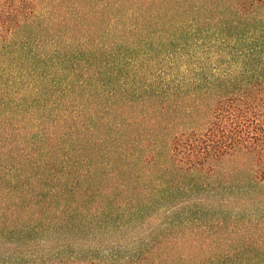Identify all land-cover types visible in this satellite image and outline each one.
I'll return each instance as SVG.
<instances>
[{
  "label": "trees",
  "instance_id": "1",
  "mask_svg": "<svg viewBox=\"0 0 264 264\" xmlns=\"http://www.w3.org/2000/svg\"><path fill=\"white\" fill-rule=\"evenodd\" d=\"M0 264H264V0H0Z\"/></svg>",
  "mask_w": 264,
  "mask_h": 264
},
{
  "label": "rangeland",
  "instance_id": "2",
  "mask_svg": "<svg viewBox=\"0 0 264 264\" xmlns=\"http://www.w3.org/2000/svg\"><path fill=\"white\" fill-rule=\"evenodd\" d=\"M244 163H249V162H247V161L245 160ZM244 178H246V177H244Z\"/></svg>",
  "mask_w": 264,
  "mask_h": 264
}]
</instances>
